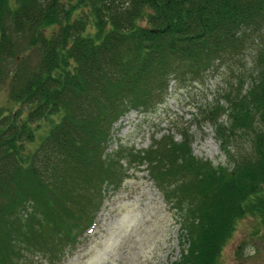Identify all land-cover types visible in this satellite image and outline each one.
<instances>
[{
  "label": "trees",
  "instance_id": "obj_1",
  "mask_svg": "<svg viewBox=\"0 0 264 264\" xmlns=\"http://www.w3.org/2000/svg\"><path fill=\"white\" fill-rule=\"evenodd\" d=\"M257 39L264 0H0V59L17 62L21 47L39 56L15 65V108L0 109V264L63 262L123 182V161L145 166L179 212L175 264H219L238 221L264 217V46L253 71L230 66L223 96L193 113L215 128L227 165L196 158L185 132L146 150L110 142L129 113L162 106L172 82L237 65Z\"/></svg>",
  "mask_w": 264,
  "mask_h": 264
},
{
  "label": "rangeland",
  "instance_id": "obj_2",
  "mask_svg": "<svg viewBox=\"0 0 264 264\" xmlns=\"http://www.w3.org/2000/svg\"><path fill=\"white\" fill-rule=\"evenodd\" d=\"M9 1L13 4L14 0ZM261 44L264 46V39H257L237 58V65H219L203 80L186 84L172 82L164 104L157 110L133 111L122 118L112 131V152L127 147L146 150L154 140L172 131L177 141H181V132H185L191 136L196 158L216 167L227 165L215 128L193 113L197 112L196 106H212L223 96L228 89L230 66L237 72L254 70L256 49ZM25 50L21 47L18 54L22 59L17 62L0 59V109L15 108L9 101V77L15 65L26 60L33 67L39 60L34 51ZM221 121L227 122V118ZM243 147L251 150L248 142ZM123 165V182L108 187L94 226L66 259L50 262L44 256H34L27 264H175L180 261L185 225L179 212L168 204L150 174L144 171L145 166L125 161ZM219 264H264V217L247 216L238 221L223 247Z\"/></svg>",
  "mask_w": 264,
  "mask_h": 264
}]
</instances>
